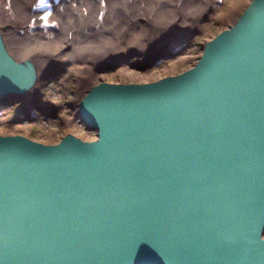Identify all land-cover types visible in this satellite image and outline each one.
<instances>
[{
	"label": "water",
	"instance_id": "95a60500",
	"mask_svg": "<svg viewBox=\"0 0 264 264\" xmlns=\"http://www.w3.org/2000/svg\"><path fill=\"white\" fill-rule=\"evenodd\" d=\"M0 35V98L33 83ZM92 139L0 134V264H264V0L196 62L93 83Z\"/></svg>",
	"mask_w": 264,
	"mask_h": 264
},
{
	"label": "bare ground",
	"instance_id": "6f19581e",
	"mask_svg": "<svg viewBox=\"0 0 264 264\" xmlns=\"http://www.w3.org/2000/svg\"><path fill=\"white\" fill-rule=\"evenodd\" d=\"M209 7L213 0H0V35L33 71L23 94H32L45 65L57 63H68L87 90L94 71L137 67L191 34Z\"/></svg>",
	"mask_w": 264,
	"mask_h": 264
},
{
	"label": "rangeland",
	"instance_id": "374dc122",
	"mask_svg": "<svg viewBox=\"0 0 264 264\" xmlns=\"http://www.w3.org/2000/svg\"><path fill=\"white\" fill-rule=\"evenodd\" d=\"M249 1L213 0V7L208 8L199 28L196 25L198 29L194 28L191 34L178 37L137 67L124 63L96 70L89 74L90 84L101 80L149 82L192 66L204 43L219 30L233 24ZM13 52L18 54L15 50ZM41 70L31 95L21 93L0 98V134L19 133L43 143H55L66 133L83 139L94 138L95 130L87 128L77 116L76 98H81L88 86L76 85V74L68 63H57L52 67L45 65Z\"/></svg>",
	"mask_w": 264,
	"mask_h": 264
},
{
	"label": "snow or ice",
	"instance_id": "6c2138e0",
	"mask_svg": "<svg viewBox=\"0 0 264 264\" xmlns=\"http://www.w3.org/2000/svg\"><path fill=\"white\" fill-rule=\"evenodd\" d=\"M45 15H47V13H45Z\"/></svg>",
	"mask_w": 264,
	"mask_h": 264
}]
</instances>
